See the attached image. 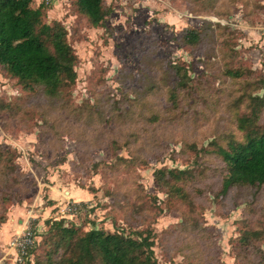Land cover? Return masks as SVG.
<instances>
[{
    "label": "rangeland",
    "instance_id": "374dc122",
    "mask_svg": "<svg viewBox=\"0 0 264 264\" xmlns=\"http://www.w3.org/2000/svg\"><path fill=\"white\" fill-rule=\"evenodd\" d=\"M40 4L43 21L66 30L76 81L50 98L0 69V149L24 184L4 182L1 151L0 264H14L18 233L6 227L23 219L36 237L26 264H48L50 221L133 238L148 229L157 264H264V185L219 194L226 168L216 153L242 140L237 120L264 99V0H105L110 14L99 27L74 0L31 7ZM188 28L201 32L198 46L180 43ZM170 171L189 180L192 208L162 189ZM54 184L57 209L47 196Z\"/></svg>",
    "mask_w": 264,
    "mask_h": 264
},
{
    "label": "trees",
    "instance_id": "16d2710c",
    "mask_svg": "<svg viewBox=\"0 0 264 264\" xmlns=\"http://www.w3.org/2000/svg\"><path fill=\"white\" fill-rule=\"evenodd\" d=\"M33 1L0 0V69L16 80L22 90L40 89L47 97L57 98L75 84L78 58L67 41L63 25L45 23L43 9L46 7L40 4L38 8H32ZM74 5L76 12L92 27L102 26L110 14L105 0H74ZM180 35V43L186 47L198 46L202 40L201 32L194 28L185 29ZM176 68L177 85L184 89L186 72L182 67ZM226 74L238 76L233 70ZM255 101L250 114L237 120L242 140H231L225 148L217 146L216 153L226 168L219 191L221 195H226L233 187L264 185V121L261 118L264 99L256 98ZM1 151L8 156L4 182H12L15 189L21 190L24 184L17 179L23 175L16 177L11 153L3 147ZM158 173L164 175V171ZM167 173L172 184L164 182L162 189L192 208L194 201L189 180L185 181L181 171ZM178 183L182 185L178 186ZM49 223L46 243L52 242V249L47 254L48 264H157L153 258L152 232L148 229L136 232L133 238L104 230L83 232L74 226L65 227L62 221ZM253 234L262 236L259 232ZM251 239L249 232L243 234L240 241L244 245L239 241L240 249H246ZM60 251L64 257L55 261L53 256Z\"/></svg>",
    "mask_w": 264,
    "mask_h": 264
},
{
    "label": "built area",
    "instance_id": "2783aa9c",
    "mask_svg": "<svg viewBox=\"0 0 264 264\" xmlns=\"http://www.w3.org/2000/svg\"><path fill=\"white\" fill-rule=\"evenodd\" d=\"M36 237L27 227L16 234L10 241L9 246L13 254L14 264H26L32 257L31 249L35 246ZM32 262V259L30 260Z\"/></svg>",
    "mask_w": 264,
    "mask_h": 264
},
{
    "label": "crops",
    "instance_id": "0c3cea01",
    "mask_svg": "<svg viewBox=\"0 0 264 264\" xmlns=\"http://www.w3.org/2000/svg\"><path fill=\"white\" fill-rule=\"evenodd\" d=\"M57 185V184H56ZM64 188V187H63ZM65 189V188H64ZM56 191H60L59 188H57V186H55V184L53 186L50 187V189L47 191V196H48V200L50 201H53L54 202V206L52 207V209L56 208L57 206L60 205L61 203V195L58 194L57 196L54 195V193ZM73 191V190H72ZM73 193H75V190L73 191ZM63 194L66 195V197H70L69 199H71V201L73 202H78L80 201L81 199L80 198H77V199H73L71 196H72V193L71 191L69 190H64L63 191ZM81 201H85V200H81ZM51 209V208H50ZM51 209V210H52ZM57 209V208H56ZM8 225V221L6 224H4L3 226H7ZM26 221L23 219V220H19L18 222V226L17 227H12V226H8L6 227V230L9 232V230H11V232H15V233H20L21 231H23L25 228H26Z\"/></svg>",
    "mask_w": 264,
    "mask_h": 264
}]
</instances>
